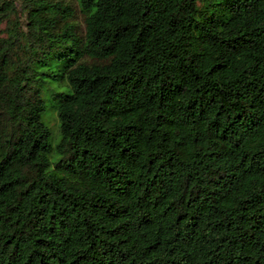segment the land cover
Listing matches in <instances>:
<instances>
[{
    "label": "trees",
    "instance_id": "trees-1",
    "mask_svg": "<svg viewBox=\"0 0 264 264\" xmlns=\"http://www.w3.org/2000/svg\"><path fill=\"white\" fill-rule=\"evenodd\" d=\"M76 1L0 0V264H264V0Z\"/></svg>",
    "mask_w": 264,
    "mask_h": 264
},
{
    "label": "rangeland",
    "instance_id": "rangeland-1",
    "mask_svg": "<svg viewBox=\"0 0 264 264\" xmlns=\"http://www.w3.org/2000/svg\"><path fill=\"white\" fill-rule=\"evenodd\" d=\"M64 2L68 3L71 7H73V14L70 17L72 21L76 24V29L79 32L83 31V23H84V17L82 12L80 11L77 1L76 0H64ZM17 8L19 9V4H16ZM20 11V10H19ZM56 84V81L53 82ZM66 79L63 77L59 80L58 82V87L63 86L66 84ZM43 119L47 123L48 126H50L52 130V137L53 139H56L58 137V117H57V112L56 108L53 104V101L47 100L46 102V109L43 113Z\"/></svg>",
    "mask_w": 264,
    "mask_h": 264
}]
</instances>
